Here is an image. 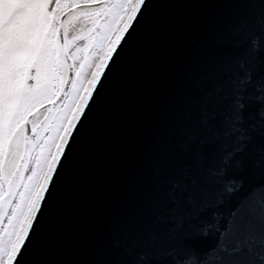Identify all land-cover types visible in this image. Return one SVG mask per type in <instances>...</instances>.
<instances>
[{
  "label": "water",
  "instance_id": "1",
  "mask_svg": "<svg viewBox=\"0 0 264 264\" xmlns=\"http://www.w3.org/2000/svg\"><path fill=\"white\" fill-rule=\"evenodd\" d=\"M110 1L60 16L66 79L0 227L74 77L64 18ZM93 77L7 264H264V0H138Z\"/></svg>",
  "mask_w": 264,
  "mask_h": 264
},
{
  "label": "rangeland",
  "instance_id": "2",
  "mask_svg": "<svg viewBox=\"0 0 264 264\" xmlns=\"http://www.w3.org/2000/svg\"><path fill=\"white\" fill-rule=\"evenodd\" d=\"M81 1L94 0H71L65 7ZM128 2L130 0H112L100 8H84L69 14L70 54L75 66L74 77L62 105L49 117L37 136L32 157L24 177L23 190L12 211L4 221V237L0 247V264H3L9 254L18 233L24 225L23 223L28 217L65 128L72 117L79 98L85 91L103 50L108 45L118 24L122 21V15ZM17 53L23 55L21 49ZM43 56L45 57L44 61L39 64L38 72L34 76L36 79L34 87L30 90L18 92L17 101L19 100L20 104L18 108H21L24 118L30 110L53 95L55 96L62 88L66 77V64L64 59L62 61L59 53L53 54L54 60L61 59V61H58L60 63L59 68L55 71L48 66L49 54L45 53ZM45 65L49 68L47 69ZM2 72L7 73L8 83L10 84L11 82L16 86L17 82L20 81L21 72L23 76L26 74V67L22 69L20 66H8L2 69ZM35 91L37 92L36 98ZM3 100H5L4 96L0 94V111L4 104ZM11 108H16L15 102ZM36 118V116L33 118V124ZM3 128V123L0 121V134ZM9 136L10 134L8 133Z\"/></svg>",
  "mask_w": 264,
  "mask_h": 264
},
{
  "label": "flooded vegetation",
  "instance_id": "3",
  "mask_svg": "<svg viewBox=\"0 0 264 264\" xmlns=\"http://www.w3.org/2000/svg\"><path fill=\"white\" fill-rule=\"evenodd\" d=\"M71 0H0V94L4 96V104L0 111V121L3 131L0 134V197L5 192L6 183L17 162L23 146L24 115L17 96L19 91L30 90L36 84L35 75L39 64L44 61L43 54H49L48 66L53 71L59 68L60 60H54L53 54L59 53L62 61L61 44L58 39L59 19L61 14L70 6L65 7ZM69 14L63 21V38L67 50L70 51V22ZM21 49L23 55L17 52ZM42 54V56H41ZM20 57V58H19ZM26 67V74L21 72L20 81L14 86L7 80V73L2 72L6 67ZM48 69L49 67L45 65ZM33 68L31 75L28 74ZM35 79V80H34ZM38 81V80H37ZM9 86V88H8ZM37 90V89H36ZM37 92L35 91V98ZM54 95L42 103L52 99ZM16 108H11L14 106ZM57 110H54V114ZM45 110L35 114V124ZM39 115V116H37ZM8 122V127H7ZM8 133L10 136L8 137ZM8 137V138H7ZM21 183L8 214L12 211L20 193ZM6 216V217H7ZM5 221V220H4ZM4 224L0 228V247L4 237Z\"/></svg>",
  "mask_w": 264,
  "mask_h": 264
},
{
  "label": "bare ground",
  "instance_id": "4",
  "mask_svg": "<svg viewBox=\"0 0 264 264\" xmlns=\"http://www.w3.org/2000/svg\"><path fill=\"white\" fill-rule=\"evenodd\" d=\"M137 1H138V0H130V2H128L127 7L125 8V10H124V12H123V15H122V21L118 24L117 29L113 32L112 37H111V39H110L108 45H107V46L105 47V49L103 50V52H102V54H101V57L99 58L98 63H97V65H96L95 69L93 70V73H92V75L90 76V79H89V81H88V83H87V85H86L85 91H83V94H82L81 97L79 98V101H78V103H77V105H76V108H75V110H74V112H73V114H72L71 119H70L69 122H68L69 124H68L67 130H65V132L68 131V129H69L70 125H71V122H72V120H73V117H74L75 114L77 113L78 108L80 107V105H81V103H82V100L84 99V97H85V95H86V93H87V91H88V89H89V87H90V83H91V81H92V80H91L92 77H93V76L95 77V75L97 74V71L99 70V68H100V66H101V63H102V61H103L105 55L107 54L108 50H109L110 47L112 46V44H113L115 38L117 37V35L119 34L120 30H121L122 27L125 25V23H126V21L128 20V18L130 17V15H131L133 9L135 8V6H136V4H137ZM94 77H93V78H94ZM65 135H66V133H63V136H62V138L60 139L59 145H58V147H57V149H56V151H55V153H54V156H55V154L57 153L58 148L61 146L62 141H63V137H65ZM54 156H53L51 162L54 160V158H55ZM51 162H50V164H51ZM45 176H46V175H45ZM38 191H39V190H38ZM35 198H36V197H35ZM34 201H35V200H34ZM31 208H32V206H31ZM28 216H29V215H28ZM28 219H29V217H27V218H26V221L23 223L24 225H23L21 231L18 233V236H17L16 240L14 241V245H13V247L11 248V250L9 251V253L12 252V250L14 249V246H16V244H17L18 241L20 240V237L22 236V233H23V231H24V229H25V226H26V224H27ZM8 256H9V254L7 255V257H6V259L4 260L3 264H7V260H8V258H9Z\"/></svg>",
  "mask_w": 264,
  "mask_h": 264
}]
</instances>
